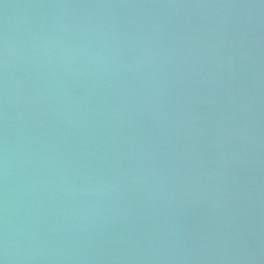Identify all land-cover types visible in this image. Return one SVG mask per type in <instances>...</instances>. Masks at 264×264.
Wrapping results in <instances>:
<instances>
[{"label":"water","instance_id":"water-1","mask_svg":"<svg viewBox=\"0 0 264 264\" xmlns=\"http://www.w3.org/2000/svg\"><path fill=\"white\" fill-rule=\"evenodd\" d=\"M0 264H264V0H0Z\"/></svg>","mask_w":264,"mask_h":264}]
</instances>
